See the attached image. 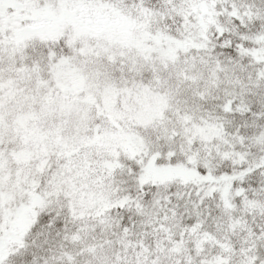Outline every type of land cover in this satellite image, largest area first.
<instances>
[{
  "label": "snow or ice",
  "instance_id": "obj_1",
  "mask_svg": "<svg viewBox=\"0 0 264 264\" xmlns=\"http://www.w3.org/2000/svg\"><path fill=\"white\" fill-rule=\"evenodd\" d=\"M0 264H264V0H0Z\"/></svg>",
  "mask_w": 264,
  "mask_h": 264
}]
</instances>
